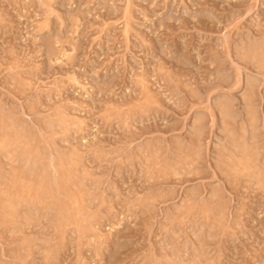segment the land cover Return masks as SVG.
<instances>
[{
	"label": "rangeland",
	"instance_id": "rangeland-1",
	"mask_svg": "<svg viewBox=\"0 0 264 264\" xmlns=\"http://www.w3.org/2000/svg\"><path fill=\"white\" fill-rule=\"evenodd\" d=\"M0 264H264V0H0Z\"/></svg>",
	"mask_w": 264,
	"mask_h": 264
},
{
	"label": "bare ground",
	"instance_id": "bare-ground-1",
	"mask_svg": "<svg viewBox=\"0 0 264 264\" xmlns=\"http://www.w3.org/2000/svg\"><path fill=\"white\" fill-rule=\"evenodd\" d=\"M6 136V135H5ZM11 141V140H10ZM9 142V141H8ZM14 142V141H13ZM11 143V142H10ZM16 173V172H15ZM15 175V174H14ZM23 179V178H22ZM16 180V179H15ZM13 181V180H12ZM23 181V180H22ZM17 183V182H16ZM20 183V182H19ZM15 184V183H14ZM39 184V183H38ZM41 184V183H40ZM20 185V184H19ZM18 186V185H17ZM41 186V185H40ZM19 187V186H18ZM24 186H22V188H23ZM28 190V189H27ZM32 190V189H31ZM14 191H16V189L14 190ZM13 192V191H12ZM17 192V191H16ZM30 193V192H29ZM21 194V193H20ZM12 197V196H11ZM27 197V196H26ZM33 197V196H32ZM21 198V197H20ZM75 199V198H74ZM67 204V203H66Z\"/></svg>",
	"mask_w": 264,
	"mask_h": 264
}]
</instances>
